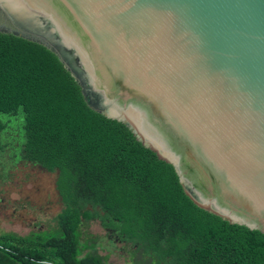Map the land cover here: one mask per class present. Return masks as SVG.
Segmentation results:
<instances>
[{"label": "water", "instance_id": "water-1", "mask_svg": "<svg viewBox=\"0 0 264 264\" xmlns=\"http://www.w3.org/2000/svg\"><path fill=\"white\" fill-rule=\"evenodd\" d=\"M42 17L54 39L27 19ZM0 32L53 50L87 94L84 65L93 110L197 206L264 233V0H0Z\"/></svg>", "mask_w": 264, "mask_h": 264}, {"label": "trees", "instance_id": "trees-1", "mask_svg": "<svg viewBox=\"0 0 264 264\" xmlns=\"http://www.w3.org/2000/svg\"><path fill=\"white\" fill-rule=\"evenodd\" d=\"M6 147L14 160L56 173L62 206L49 229L0 237V264H106L83 231L92 222L130 264H264V233L197 206L172 164L90 107L53 50L0 32V152Z\"/></svg>", "mask_w": 264, "mask_h": 264}, {"label": "rangeland", "instance_id": "rangeland-1", "mask_svg": "<svg viewBox=\"0 0 264 264\" xmlns=\"http://www.w3.org/2000/svg\"><path fill=\"white\" fill-rule=\"evenodd\" d=\"M9 149L0 152V237L49 229L62 206L55 187L56 173L14 160ZM83 231L95 237L94 245L106 256V264H130L120 244L110 242L98 222L90 223Z\"/></svg>", "mask_w": 264, "mask_h": 264}, {"label": "flooded vegetation", "instance_id": "flooded-vegetation-1", "mask_svg": "<svg viewBox=\"0 0 264 264\" xmlns=\"http://www.w3.org/2000/svg\"><path fill=\"white\" fill-rule=\"evenodd\" d=\"M42 18H44V21H43ZM42 18H38V19L27 18V19L30 20V21H32L31 23L33 24V27L35 25L37 27H39V28L41 27L39 30H43V32H45L47 35H49L50 37H52V39H54V34L49 31V28H52V25L53 24L50 22L49 18H47V17H42ZM40 19H42V20H40ZM52 42H54V41H52ZM62 42L65 45L67 44V42H65V41H62ZM56 45H57V48L58 49H60V50H66V49H63L64 48L63 47L64 45L61 42L60 43H56ZM72 50H73V54L76 56L77 55L76 50L73 47H72ZM74 60H76V59L74 58L71 61L74 62L75 64H77V61H74ZM78 69H80L79 74L83 78L84 83L86 84V92H87V95L89 96V99L91 100L93 97H97L98 96L97 94L92 93V91H93V87L92 86L93 85H92V75H91V72L88 71L87 68L84 65H79V68Z\"/></svg>", "mask_w": 264, "mask_h": 264}, {"label": "bare ground", "instance_id": "bare-ground-1", "mask_svg": "<svg viewBox=\"0 0 264 264\" xmlns=\"http://www.w3.org/2000/svg\"><path fill=\"white\" fill-rule=\"evenodd\" d=\"M73 65H74V67H76V64L75 63Z\"/></svg>", "mask_w": 264, "mask_h": 264}, {"label": "built area", "instance_id": "built-area-1", "mask_svg": "<svg viewBox=\"0 0 264 264\" xmlns=\"http://www.w3.org/2000/svg\"><path fill=\"white\" fill-rule=\"evenodd\" d=\"M51 264V263H50Z\"/></svg>", "mask_w": 264, "mask_h": 264}]
</instances>
